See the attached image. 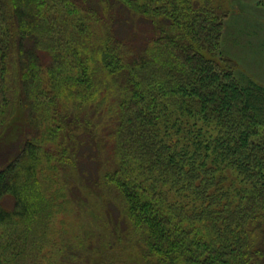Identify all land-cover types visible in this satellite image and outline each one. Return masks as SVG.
<instances>
[{"label": "trees", "instance_id": "16d2710c", "mask_svg": "<svg viewBox=\"0 0 264 264\" xmlns=\"http://www.w3.org/2000/svg\"><path fill=\"white\" fill-rule=\"evenodd\" d=\"M225 1L0 0L2 149L13 96L31 113L0 158V227L11 231L0 264L60 195L81 227L58 264H88L105 246H135L145 264H264V86L213 56ZM133 20L150 29L136 46ZM69 63L76 72L63 75ZM46 77L61 78L46 91ZM42 104L53 194L37 176ZM103 142L110 158L84 172Z\"/></svg>", "mask_w": 264, "mask_h": 264}, {"label": "rangeland", "instance_id": "374dc122", "mask_svg": "<svg viewBox=\"0 0 264 264\" xmlns=\"http://www.w3.org/2000/svg\"><path fill=\"white\" fill-rule=\"evenodd\" d=\"M227 9V16L224 20L222 37L218 47L214 51L216 58H226L233 62V70L235 76L242 83L257 82L264 86V0H226L224 4ZM109 12L115 16L125 14L121 13V9L118 6L109 7ZM132 30L124 27L129 34L132 33L131 45H137L140 43V37L150 36V29L148 22L142 20H133L131 22ZM114 25L116 23L114 22ZM126 31L121 30L118 34L121 36L126 35ZM148 31V32H147ZM207 56L210 53L205 52ZM45 63H49L50 59L43 57ZM67 68L63 75L73 74L76 72L72 63L66 64ZM61 77L53 78L49 80L48 77L44 79L42 87L47 91L51 89L54 80H59ZM40 95V100L44 101ZM107 104L109 100L106 101ZM106 104V105H107ZM44 104L41 105L40 123L41 131L38 132V138L42 143V163L37 172V176L42 188L50 187V192L56 188V175L52 167L53 163L48 158V152H51L53 144L52 135L49 131L50 123H52L48 110ZM27 104L23 103L21 97L13 96V113L8 118L1 133V136L5 138L7 144L0 147V158H4L3 154L11 151L16 146L15 138H17L21 131L25 127H29L27 120L30 117V108L26 107ZM102 108V107H101ZM193 119V118H192ZM191 119V120H192ZM193 126V125H191ZM35 132L32 131V134ZM5 135V136H4ZM85 138L93 139L92 135L83 134ZM90 135V136H89ZM104 135V134H103ZM102 136V135H101ZM99 132L97 138L101 137ZM108 144V142H103ZM96 147V146H95ZM110 147L106 145L104 149L97 152L90 150L87 152L90 156H93L94 162L90 163L88 167H84L85 171L90 173L97 168L98 162H105L110 158ZM97 154V155H96ZM0 159V160H1ZM98 169V168H97ZM234 177V174L232 175ZM53 194V193H52ZM77 195H79L76 192ZM83 195V194H80ZM59 202L62 205L56 209V212H52V209L48 212L45 211L44 217L37 223H24L20 227H26L29 230L28 237L25 245L19 250V255L8 254L5 252V261L8 264H58L59 250L62 247L63 241L66 238H72L76 231L81 227L80 220L75 218V212L73 215L72 208L67 206L64 202V197L59 196ZM11 204V203H10ZM113 211V208H110ZM11 231L5 227H0V246L6 247L8 243L7 236ZM120 248V247H119ZM88 264H145L143 257L140 255L137 247H132L127 251H123L118 248L103 247L100 251H96L89 255Z\"/></svg>", "mask_w": 264, "mask_h": 264}]
</instances>
